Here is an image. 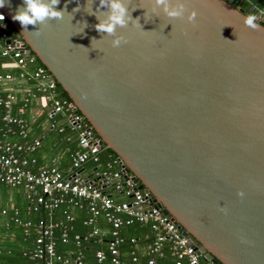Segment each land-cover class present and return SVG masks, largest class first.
Here are the masks:
<instances>
[{
    "label": "water",
    "instance_id": "95a60500",
    "mask_svg": "<svg viewBox=\"0 0 264 264\" xmlns=\"http://www.w3.org/2000/svg\"><path fill=\"white\" fill-rule=\"evenodd\" d=\"M236 2L184 0V16L170 18L155 0H126L133 20L117 27L119 47L95 27L107 14L99 0H60L64 18L39 36L12 19L23 0L0 13L199 251L214 264H264V25L256 12L247 26L256 8Z\"/></svg>",
    "mask_w": 264,
    "mask_h": 264
},
{
    "label": "built area",
    "instance_id": "2783aa9c",
    "mask_svg": "<svg viewBox=\"0 0 264 264\" xmlns=\"http://www.w3.org/2000/svg\"><path fill=\"white\" fill-rule=\"evenodd\" d=\"M259 15L260 12L258 18ZM6 28L7 24H0V58L3 60L0 63V120L4 124L3 129L0 127V178L10 186L21 187L34 210L38 207L54 210L63 203L77 205L79 201H85L91 214L83 224L92 228L84 235L74 234L72 239L78 247L89 239L106 242L108 254L103 249H96L93 254L95 264H141L133 253L130 258H121L118 248L124 240L119 230L133 222L148 224L151 231L150 237L145 235L148 242L141 247L146 257L143 264H156V257H162L164 251L170 255L172 264H214L143 189L137 188L133 174L124 171L118 158L115 160L120 165L118 170H110V164L100 166L99 153L103 147L100 138L85 125V118L74 104L61 98L56 80L27 50L24 41L15 32L14 36L7 34ZM19 99L24 101V106L13 115L12 106ZM33 101L41 102L45 108L48 128L61 131L66 126L76 134L78 149L72 153L71 165L65 172L58 168L56 157L51 158L49 164H40L33 169L37 159L21 156L39 148L41 137L29 143L3 139L13 132L12 125L25 135L29 124L24 118L25 109ZM99 216L105 219L109 229L97 225ZM72 218L66 216L67 221ZM60 224L37 223V235L27 254L31 264H90L79 249L68 257L57 253L52 233ZM22 225L27 228L30 222ZM61 237L66 240V229ZM130 242L135 243V238L131 237Z\"/></svg>",
    "mask_w": 264,
    "mask_h": 264
},
{
    "label": "trees",
    "instance_id": "16d2710c",
    "mask_svg": "<svg viewBox=\"0 0 264 264\" xmlns=\"http://www.w3.org/2000/svg\"><path fill=\"white\" fill-rule=\"evenodd\" d=\"M252 6H254L256 9L249 15L255 16L256 12L264 13V0H244V3L242 4L244 12H247ZM258 21L262 25H264V16L258 18ZM1 23L7 24L8 20L5 18V20L0 21V24ZM5 31L10 36H14L15 30L12 26L10 28H6ZM31 53L34 54L33 52ZM2 61L3 60H1L0 58V63ZM37 61L39 64L43 65L38 59ZM56 85L60 91L61 98L66 99L69 103H72L71 99L68 97L66 92L61 89V86L58 82H56ZM30 104H26L27 107L30 106ZM22 106H24V101L19 99L12 106L11 113L13 115H17L18 108ZM26 117L27 115L25 114L24 118ZM45 120L46 117L44 116L40 118V120L29 123L28 130L26 131L25 135H22L18 132L16 125H12L11 129L13 130V132H9L3 137V139H5L6 141L17 143H29L32 142L35 138L41 137L42 140L39 148H37L33 152L24 153L21 156H33L37 159V162L33 166V169H35L34 167H36L37 165H46V163H50V158H59L57 166L61 171L65 172L71 165L72 153L76 149H78L76 134L66 126H63L61 131L58 128L51 129L48 127H44ZM84 123L85 125L90 126L86 119H84ZM0 127L2 129L4 128V124L3 122H1V120ZM95 135L98 137L96 133ZM116 158L117 155L111 149H106L104 148V146L101 148L99 153V163L101 167H105V165L110 164V170H118L120 165L115 161ZM0 183L8 187H17L6 184L1 178ZM33 207L34 205L33 203H31L30 215L28 216V218L23 217L18 212L5 210V213L8 215V219L11 221V223H15L20 226L21 234L19 235V245H16L15 248L7 249V252L6 250L0 251V264H31V260L29 259L27 254L32 246L26 250L25 255H23V253L28 239L31 240V244H33L34 239L37 235L35 226L39 221L61 223L60 226L53 229L52 233L55 240V249L58 254H62L63 256L68 257L69 254H74L79 249L83 254L85 260L89 261L90 264H95L93 254L96 249H103L106 254H108L106 242L104 241L89 239L85 242H82L79 247L76 246V244L73 242L72 238L74 234L84 235L92 228V226L83 224L84 219H86L91 214L85 201L81 200L77 205H73L72 203H63L53 211L45 210L41 207H38V209L34 210ZM67 215H71L73 217L72 220L67 221ZM24 222H30V226L25 228L22 225V223ZM97 225L99 227L109 229L108 223L102 216L98 217ZM64 229L67 230V238L65 241H63L61 237V233ZM26 230L27 233L24 234V231ZM119 234L124 238V240L120 244H118V248L121 253L120 257L124 259L130 258L131 254L133 253L138 256V262L143 264L146 260V257L142 253L141 247L148 242V238L145 239V235H148V237L151 236V231L148 224L133 222L128 226L122 227L119 230ZM131 237L135 238L136 244L130 242ZM22 239H24V241ZM156 264H172L168 252L164 251L162 257H156ZM183 264L187 263L184 262Z\"/></svg>",
    "mask_w": 264,
    "mask_h": 264
},
{
    "label": "clouds",
    "instance_id": "9594fccd",
    "mask_svg": "<svg viewBox=\"0 0 264 264\" xmlns=\"http://www.w3.org/2000/svg\"><path fill=\"white\" fill-rule=\"evenodd\" d=\"M6 0H0V7L5 6ZM60 0H23V6H20L13 14L12 19L20 23L24 31L28 30L29 25L37 26L34 34L39 36L41 34V25H46L49 20H62L66 9H58ZM157 5L164 6V11L170 18H182L186 11L184 0H155ZM99 5L107 9V14L101 18L97 17L98 23L95 25L97 31L106 33L112 36L111 44L113 47H119L121 43H126L127 40L123 35H117V27H126L130 20H133L126 0H99ZM88 7L86 2L85 8ZM79 5L73 11H79ZM95 15L94 12L88 13ZM197 12L192 9L188 12L187 20L195 23ZM5 20L3 13H0V21ZM139 23V18L135 19ZM256 17L249 15L245 18V23L251 28H257L255 23ZM87 26V22H83ZM242 195V193H239Z\"/></svg>",
    "mask_w": 264,
    "mask_h": 264
},
{
    "label": "crops",
    "instance_id": "0c3cea01",
    "mask_svg": "<svg viewBox=\"0 0 264 264\" xmlns=\"http://www.w3.org/2000/svg\"><path fill=\"white\" fill-rule=\"evenodd\" d=\"M262 16H264V13L260 12L259 17ZM25 114L27 115L26 120L29 123L40 120V118L45 116L46 120L44 122V127H47L48 118L46 110L41 102H31L30 106L25 109ZM50 159L49 162L51 161ZM56 159L58 164L59 158ZM116 199L120 198L116 197ZM30 206V200L27 198L25 191L21 187H8L0 183V251L6 250L7 252V249L15 248L16 245L20 244V226L18 224L11 223L8 219V215L5 213V210L18 212L23 217L28 218L30 215ZM26 233L27 231H24V234ZM22 240L24 241V239ZM31 243V240L28 239L23 255H25L26 250L32 246Z\"/></svg>",
    "mask_w": 264,
    "mask_h": 264
},
{
    "label": "flooded vegetation",
    "instance_id": "af4514ba",
    "mask_svg": "<svg viewBox=\"0 0 264 264\" xmlns=\"http://www.w3.org/2000/svg\"><path fill=\"white\" fill-rule=\"evenodd\" d=\"M238 2H239V0H237V2L235 3V5H237V4H238Z\"/></svg>",
    "mask_w": 264,
    "mask_h": 264
}]
</instances>
